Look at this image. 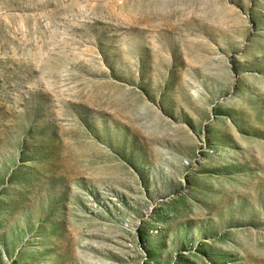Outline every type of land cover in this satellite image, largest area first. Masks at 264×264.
<instances>
[{"label":"rangeland","instance_id":"obj_1","mask_svg":"<svg viewBox=\"0 0 264 264\" xmlns=\"http://www.w3.org/2000/svg\"><path fill=\"white\" fill-rule=\"evenodd\" d=\"M0 264H264V0H0Z\"/></svg>","mask_w":264,"mask_h":264}]
</instances>
